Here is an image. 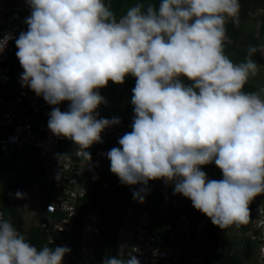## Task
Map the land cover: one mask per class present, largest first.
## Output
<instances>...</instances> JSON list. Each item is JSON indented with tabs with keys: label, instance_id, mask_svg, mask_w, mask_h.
Wrapping results in <instances>:
<instances>
[{
	"label": "clouds",
	"instance_id": "9594fccd",
	"mask_svg": "<svg viewBox=\"0 0 264 264\" xmlns=\"http://www.w3.org/2000/svg\"><path fill=\"white\" fill-rule=\"evenodd\" d=\"M27 3V31L16 38L21 83L53 106L48 128L57 138L91 158L88 149L102 143L101 133L121 124L119 117H100L107 100L99 89L132 76L131 131L107 152L110 171L140 203L149 181L162 180L222 230L249 222V205L264 194V96L243 90L258 72L257 49L239 64L224 51L240 0L136 4L119 20L105 0ZM64 101L67 111L58 107ZM213 162L222 179L202 170ZM70 252L60 245L38 249L0 213V264H64ZM102 264L141 261L106 256Z\"/></svg>",
	"mask_w": 264,
	"mask_h": 264
},
{
	"label": "built area",
	"instance_id": "2783aa9c",
	"mask_svg": "<svg viewBox=\"0 0 264 264\" xmlns=\"http://www.w3.org/2000/svg\"><path fill=\"white\" fill-rule=\"evenodd\" d=\"M27 12H30L27 0H0V154L11 158L25 148H33L36 152L37 163L33 162L32 166H39L43 182L47 185L35 214L37 226H34L45 238L42 248L57 245L70 248L64 264H102L106 256L127 259L129 255L137 256L141 264H181L183 249H198L200 235L206 234L208 229L204 222L209 218L198 220L180 215L173 219L169 214L172 207L171 185L164 181L161 208L165 225H161L168 230L166 236L159 239L153 228V223H160L153 219L149 193L143 203L131 196L113 238L103 233V209L90 206L87 199L90 192L83 184V178L88 169L110 162L107 152L113 147H120L118 140L127 132V125L121 122L102 132V143L92 151L91 158L85 156L73 142L57 138L50 131L48 120L53 106L22 85L23 71H11L7 65L15 50L14 42L21 30L22 18ZM260 90H264V82ZM99 91L102 96L107 95L108 86ZM58 107L61 111L68 110L62 104ZM65 153L67 155L58 161L57 154ZM13 171L18 176L25 173L20 166ZM111 195L110 192L105 195L107 200L103 202V207L106 204H119L117 197ZM263 205L264 194H261L249 205L251 222L244 228V231H253V237H260L262 255ZM0 213L4 219L1 207ZM17 230L25 236L21 229ZM176 255L180 256V262L175 260ZM203 262L201 256L192 258L193 264Z\"/></svg>",
	"mask_w": 264,
	"mask_h": 264
},
{
	"label": "trees",
	"instance_id": "16d2710c",
	"mask_svg": "<svg viewBox=\"0 0 264 264\" xmlns=\"http://www.w3.org/2000/svg\"><path fill=\"white\" fill-rule=\"evenodd\" d=\"M160 3L161 0H109V5L111 7V10L114 12L117 19L121 15L126 14L127 10L136 4H143L146 9L147 6H149L150 4L158 8ZM257 4H261L264 6V0H240L241 7H240L239 19L241 20L247 19L248 18L247 16H249L248 12L252 10ZM24 31L25 30L23 28V25H21V30L17 34V37L21 32ZM236 32L237 30L234 27V23L230 21L227 24V34L232 39L234 44H231L229 46L226 45L224 46L225 54H227L226 52L228 51V49L229 50L233 49L235 51L237 50L239 52H243V51L245 52L244 49H239L235 46L237 42V37H235ZM261 32L262 34H264V22L262 23ZM14 43H16V40ZM251 44L255 45V48L257 49V51L252 54V58L255 61V58L259 57L260 54L259 46L264 44V39L262 37L252 38ZM15 49H16V45H15ZM248 52L249 50H247L245 53L248 54ZM15 53L16 52L14 50L12 56ZM181 79L186 85L191 84V81H189L186 77H182ZM135 82L136 80L132 76L126 77L125 82L123 84H116L110 81L108 84V91L106 95L107 104H102V110L101 112H99L100 117L103 118L111 119L112 117H119L121 122L127 125V132L131 131V124L134 116L133 105L131 104V97L133 95L132 89L135 86ZM243 90L248 93L258 92L262 95L260 88L256 87L255 85L249 82L246 83ZM126 100L130 101V109L125 111V113L121 112L119 115H114L113 113L114 107L125 106ZM61 104L62 106L63 105L66 106V104L63 102ZM124 108L125 107H122L121 111H123ZM104 114H106V116ZM98 146L99 143H96L91 148H89L88 151L92 153V151ZM29 151L30 149L28 148L17 151L11 156L12 162L7 167H0V185H1L0 192L4 193L5 196L7 197V200H5L3 203L0 202V207L2 208V210L7 207H10L9 206L10 199L15 197V193L20 188H26L37 182L38 185L42 186L41 187L42 189H46L47 185L43 182V177L41 180L40 178L36 177L33 173L29 172L30 170L29 167H32V159L35 158L36 156L34 150H31L30 152ZM19 153H21L20 154L21 156L18 155ZM19 156L22 157V159L24 160L23 165H19L18 163V159L20 158ZM107 164L108 165H106V167L102 169L101 175L104 177L99 180L98 186L96 184L92 185L91 179L89 177L90 174L88 171L84 175L83 184L89 189L90 193L87 199L89 200L91 207H94L98 202H101L103 200V197L108 192H110L112 195H115L117 197L119 204L118 205L106 204L105 208L106 207L108 208L106 211L104 210L103 212V233L113 238L115 235V230L117 229V226L121 220L122 214L125 211V204H127L130 201V198L132 196L133 187L123 185L121 184V182H117L116 175L110 171V162ZM19 166L22 167L26 172V174H23L21 177L13 175V170ZM206 169L207 166L202 167V170L207 173ZM36 174H40V173L37 172ZM219 179L220 178H218V180ZM162 182H163L162 180L149 181V185H148L149 192L154 193L155 196L157 197L155 204L152 198L150 199V201H151L153 219L159 223L160 220L154 216L153 212L156 209H158L159 205L161 207L162 204V194H161V190H159ZM171 193H172L171 209L174 212V215L175 214H177L178 216L186 215L198 220L206 218V215L196 210L192 206V202L190 199L185 198L181 194H174L173 185H171ZM175 204H177L178 206L175 207L174 206ZM155 205L157 206V208H155ZM3 212L5 215L4 210ZM14 215L15 214L13 213V216ZM243 226H244L243 228H247L248 224H243ZM163 230H164L163 235L166 236L168 234V230L165 228ZM224 230L225 229L222 230L221 228L212 224L211 227L206 231L210 244L212 246H217L219 243H222V251L214 253L209 259H206L203 264H242V261L237 256L231 253V246H230L231 244L224 239ZM23 232L25 233L27 242L35 246L41 244V248H42V244L44 243V239H45L44 236H42L43 235L42 233H40L38 230L35 231L31 228L27 229V231L23 230ZM181 243L182 240L180 239L179 245H181ZM250 249L251 246L249 244V248L245 252L247 258L250 257ZM181 264H193L192 258L190 260L182 258Z\"/></svg>",
	"mask_w": 264,
	"mask_h": 264
},
{
	"label": "rangeland",
	"instance_id": "374dc122",
	"mask_svg": "<svg viewBox=\"0 0 264 264\" xmlns=\"http://www.w3.org/2000/svg\"><path fill=\"white\" fill-rule=\"evenodd\" d=\"M105 2L107 4H109V0H105ZM263 9H259V10H262V12L264 13ZM252 10H254V9H252ZM29 15H30V13L26 14L22 18V25H23V28L25 31H27V25L24 23V21H25V18ZM248 15H251V18L245 22V29H246L245 42L249 41V43H250V37L251 36H249V35L251 33L257 32L255 30V28H256L255 23H257V21L255 19H257L258 17H257V15H255V13L254 14L248 13ZM226 43H228L229 45L232 44L229 37H228ZM228 44H226V45H228ZM15 45H16V43H15ZM248 45L249 44L244 45L241 42H236V44H235L236 47L242 46L241 47L242 49L245 48L244 46H246V48H247ZM249 46H250V48L252 47V45H249ZM17 51H18V49L16 46L15 52L17 53ZM16 53L12 56L11 60L7 63V65L11 71H17V72L24 71L20 65V62L16 56ZM232 61L234 63H236L234 60H232ZM237 63L239 64L240 62L237 61ZM257 73L259 74L258 78H260L261 72L258 71ZM261 79H262V77H261ZM263 81H264V79L261 81V83ZM262 93L264 96V91H262ZM104 97L106 98V95H104ZM122 107H125L123 111H121ZM129 109H130V101L126 100L125 106L114 107L113 113H114V115H119L121 112L125 113V111H127ZM101 110H102V105H101ZM104 115L106 116V114H104ZM62 142H64V140ZM20 154L21 153H19L18 155H20ZM32 161H34V163H37V160L35 161V158H33ZM11 162H12L11 158H7V157L0 155V167H7ZM18 163L19 164L24 163V160L22 159V157H20L18 159ZM106 165H108V164L104 163V164H101L97 168L88 169V172L90 174L89 177L91 179L92 185H95V184L97 186L99 185V180L104 177L101 175L102 169H104L106 167ZM213 165H214V167L211 169L209 179H217L218 180V178L220 177V171H219L220 169L215 165V163ZM29 169L31 170V172H32V170L34 172H37V170L39 169V166L34 165L33 169L31 167H29ZM217 169H218L219 173L216 172ZM34 175L42 180V177H43L42 174H34ZM221 179H222V175H221ZM117 180H119L118 177H117ZM41 187L42 186L38 185L36 182L33 185H30L26 188H20L18 191L26 194L25 198H20V199H17L16 197L11 198L10 204H9L10 207L3 209L5 211V218L4 219L9 220V221L13 220L16 224H18V226H20V227L24 226L25 230L31 228V229L37 231V229L33 226H37L36 224L38 222V219L36 218L35 214H36L37 210H39V208H40L41 196L44 193V189H42ZM161 187H162V184H161L159 190H161ZM0 189H1V185H0ZM111 196L113 197V195H111ZM149 197L152 198V200L154 201V204H155L156 199H157L155 194L149 192ZM5 200H7V197L5 196L4 193L0 192V202L3 203ZM105 200H107V199L104 196L103 200L101 202H98L95 205V206H98L101 209H103L102 210L103 212H104V210L106 211L108 208V207L105 208V206L103 207V202ZM157 204H158V201H157ZM155 208H157L156 205H155ZM263 208H264V205H263ZM12 211L15 214L14 216H13ZM153 214L157 219L160 220V224L153 223V228L156 231L158 238L160 239V237L163 236V226L161 224H165L164 219H162L163 218V210L160 207V205H159L158 209H156L153 212ZM169 214L173 218L178 216L177 214L174 215V212L172 211V209L170 210ZM250 222L251 221H249L248 223L250 224ZM204 224L206 226H208V225L211 226L213 223L210 221L209 222L205 221ZM176 225H177V223L174 224V226H176ZM239 226H243V225H239ZM225 233H227L228 238L226 239L224 237V239L226 241L230 242V244L232 243V245H234V247L231 248L232 254L237 256L238 258H240V260L242 261V264H264V255H262L261 244L259 242L260 237L259 236L253 237L254 236L253 231L252 232H250L249 230L244 231L243 227L242 228L238 227L234 230L227 228ZM200 238H201V243H200L198 249H196V250L194 249V251L193 250L192 251H185V249H183L181 259L183 258V259L190 260L193 257L201 256L204 258V262H205V260L209 259L214 253L222 251V243H219L217 246H212L209 242L207 234H204L202 236L200 235ZM249 244L251 246L250 257L247 258V255H245L246 254L245 252L249 248ZM36 247L38 249H41V244L36 246Z\"/></svg>",
	"mask_w": 264,
	"mask_h": 264
},
{
	"label": "crops",
	"instance_id": "0c3cea01",
	"mask_svg": "<svg viewBox=\"0 0 264 264\" xmlns=\"http://www.w3.org/2000/svg\"><path fill=\"white\" fill-rule=\"evenodd\" d=\"M264 8V6L263 5H261V4H257L253 9L254 10H250L248 13H252V14H254L255 13V15H257V19H255L256 21H257V23H255V25H256V28H255V30L257 31V32H255V33H251L249 36H251L250 37V43H249V41L248 42H245V37H246V29H245V22L247 21V20H249L250 18H251V15H249V16H247L248 18L247 19H245V20H241V19H239V22L237 23V24H234V27L236 28V30H237V32L235 33V37H237V42H241L242 44H249V45H252V47H255V45H253V44H251V40H252V38H260V37H262L263 39H264V34H262V32H261V27H262V23L264 22V13L262 12V10H259V9H263ZM258 9V10H257ZM264 10V9H263ZM28 13H30V12H27V14ZM124 15V14H123ZM123 15H121V16H123ZM120 16V17H121ZM255 18V17H254ZM231 20H229V22H230ZM228 22V23H229ZM227 23V24H228ZM226 28H227V25H226ZM227 36H228V34H227ZM229 37V36H228ZM229 39L231 40V43L232 44H234L233 43V41H232V39L229 37ZM226 44H228V43H226ZM225 44V45H226ZM247 46V48H246V46H244L243 48H244V50H245V52L247 51V50H249V48H250V46ZM226 46H229V44L228 45H226ZM262 46H264V44H262L261 46H259V49H260V54H259V57L258 58H255V61H256V63H257V66H258V71H260L261 72V76H260V78H258V73L255 75V76H253V77H250V79H249V83H251V84H253V85H255L256 87H258V88H261L262 87V85H263V82L261 83V81L264 79V47H262ZM242 46H239V47H237V48H239V49H242L241 48ZM244 51L243 52H239V51H235V50H233V49H231V50H229L228 49V51L226 52L227 54V56L230 58V59H232V60H234L236 63H237V61L238 62H244L245 61V59H246V57H248V55H249V52H248V54L247 53H245ZM253 59V58H252ZM238 64V63H237ZM261 77H262V79H261ZM261 79V80H260ZM262 84V85H261ZM261 91V90H260ZM262 93V92H261ZM263 96V95H262ZM63 103H65L66 104V106L65 107H67L68 108V101H66V102H63ZM64 106V105H63ZM31 150H34L33 148H31L30 149V151ZM29 151V152H30ZM34 152H35V150H34ZM35 154H36V152H35ZM1 155V154H0ZM37 160V158H36V156H35V161ZM34 161H32V163H33ZM214 162L212 163V164H209V165H207V175H208V177H210V173H211V169L214 167ZM19 165H23V164H19ZM34 166V165H33ZM33 166L31 167L32 169H33ZM220 171V175H221V170H219ZM219 171H218V169H217V171L216 172H218L219 173ZM29 172L30 173H33V174H36L37 172H39L40 174H42V172H41V170H38L37 172H34L33 170H32V172H31V170H29ZM24 174H26V172L24 173ZM13 175H14V171H13ZM14 176H18V175H14ZM19 177H21V176H19ZM117 182H120V180H117ZM44 191H45V189H44ZM205 219H207V216H206V218ZM201 220H204V219H201ZM13 224H14V226L16 227V228H18V229H21L22 231L24 230V231H27V230H25V228H24V226L23 227H20V226H18V224H16L13 220H10ZM207 221L209 222H211V220L210 219H207ZM248 224V223H247ZM210 225H208V229L211 227H209ZM238 227H240V228H242V227H244V226H239V225H233V226H231V227H229V229H236V228H238ZM207 229V230H208ZM226 230L227 229H225L224 230V237L227 239L228 238V236H227V233H225L226 232ZM25 234V233H24ZM230 243V242H229ZM231 248H233L234 247V245H232V243H231ZM232 253V252H231ZM240 259V258H239Z\"/></svg>",
	"mask_w": 264,
	"mask_h": 264
},
{
	"label": "water",
	"instance_id": "95a60500",
	"mask_svg": "<svg viewBox=\"0 0 264 264\" xmlns=\"http://www.w3.org/2000/svg\"><path fill=\"white\" fill-rule=\"evenodd\" d=\"M175 260L178 261V262H180V256L179 255H176Z\"/></svg>",
	"mask_w": 264,
	"mask_h": 264
}]
</instances>
